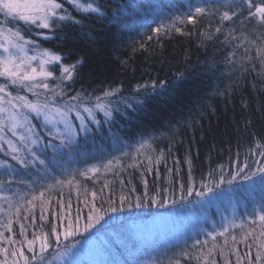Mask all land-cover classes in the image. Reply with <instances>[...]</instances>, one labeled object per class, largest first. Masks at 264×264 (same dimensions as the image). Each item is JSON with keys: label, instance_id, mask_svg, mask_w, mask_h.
Masks as SVG:
<instances>
[{"label": "trees", "instance_id": "1", "mask_svg": "<svg viewBox=\"0 0 264 264\" xmlns=\"http://www.w3.org/2000/svg\"><path fill=\"white\" fill-rule=\"evenodd\" d=\"M59 2L82 24L61 22L54 31L22 21L15 22L14 26L40 49L62 56V62L50 67L54 72L49 81L55 96L53 104L89 106L105 101L111 116L98 110L97 120L90 121L86 131L77 128L71 151L61 149L54 159L51 148L47 149L42 158L49 161L50 173L38 164L25 168L0 151V161L14 166L7 170L0 166V194L3 195L0 247L9 250L7 256L1 253L2 260L7 259L9 264L15 259L20 264L23 256L13 257L10 253L21 247L25 255L33 256L20 234L21 224L28 239L49 231L51 223L59 225L58 230L62 232L65 222L58 214L67 212V201L71 199L74 217L78 194L79 206L87 213L85 189L89 199L92 191L97 192L95 204L105 210L109 208V200L112 206L119 207L120 196L124 195V208L114 213L106 211L104 220L88 232L83 231L86 221L81 219L80 233L69 237L70 241L96 235L115 220L129 216L147 219L155 209L162 207L154 200H163L164 204L182 200L188 196L190 186L191 194H196L204 187L203 182V185L213 184L215 197L198 210L197 226L192 234L176 240L157 236L143 241L114 239L109 251L77 264H177V261L203 264L202 259H197L203 256H208L209 264L212 261L237 264V254L242 257L241 264H247L249 259L255 264L257 245L251 235L247 241H242V236L253 227L256 235L260 231L259 221L255 226L251 224L254 212L264 206V191L259 183L248 187L249 191L245 185L240 189L243 201L236 218L238 223L229 227L225 236H216L213 240L208 233L223 231V210L224 215L228 212L229 204L226 205L227 199L221 193V186L225 184L220 183L221 174L223 180H228L245 159L249 169L256 163L258 167L264 166V158L258 155L261 149L255 147L257 141L264 143V56L260 52L264 50V25L248 17L245 0H95L103 16L81 13L73 8L70 0ZM195 7L207 9L196 18L195 24L176 22L180 32L167 27L174 17L194 13ZM224 11H236L237 15L232 20L221 21ZM162 25L165 27L160 33L152 31ZM217 27L221 28L220 33L215 31ZM207 34H211L212 39H207ZM28 47L34 49L33 45ZM78 60L83 63L78 65L73 78L61 82V67ZM153 84L157 85L155 90ZM113 91L115 95L105 96L106 92ZM77 94L79 100L70 99ZM34 124L43 137L41 143L52 139L48 135L51 127H45L37 117ZM53 143L59 141L53 140ZM248 149L254 151L250 153ZM160 150L164 151V159L159 165L153 164L150 172L146 171V157L155 158ZM188 158L192 162L190 174ZM109 161L112 164L106 168ZM93 167L100 170L89 171ZM85 171L88 176L80 175ZM69 173L75 175L71 186L55 185L52 191H45L44 199H50L51 204L44 213L48 219L42 221L40 200L27 202L48 185L55 184V179H72ZM143 179L148 181L147 196ZM105 184L108 186L104 187ZM133 187L135 191H131ZM137 197H141L143 207H135ZM58 200L65 203L64 209L59 207ZM129 204L133 207L129 208ZM9 221L11 231L7 227ZM233 235L235 242L231 239ZM225 237H228L227 246ZM5 238L15 243L10 244ZM49 239L53 246L44 254L46 259L57 247L53 234L50 233ZM248 245H252L251 248ZM209 249H212L211 255H208ZM185 251L187 256L182 255ZM245 253L250 255L245 257ZM38 255L39 242L35 252V256ZM260 264H264V260Z\"/></svg>", "mask_w": 264, "mask_h": 264}, {"label": "snow or ice", "instance_id": "2", "mask_svg": "<svg viewBox=\"0 0 264 264\" xmlns=\"http://www.w3.org/2000/svg\"><path fill=\"white\" fill-rule=\"evenodd\" d=\"M71 5L73 8L81 13H97L100 16H103L104 13L101 11V8L99 6L95 5V0H92V2H81V0H70ZM245 3L247 5V12L248 17L255 18L258 22H260L262 25H264V0H259L258 3L254 2V0H245ZM207 9L205 7H195L194 13L189 12L182 16H176L173 18V22L171 25H168L169 28H174L175 31L180 32L181 29L176 27V22H179L180 24H184L185 22L195 24L196 18L198 16H202L205 14ZM243 9H241V12ZM0 14H2L5 18L4 23L8 24L11 23V21H22L26 25H35L38 28L41 29H51L55 30L56 28L61 26V22H71L74 24H82V21L79 19H76L71 15V13L67 12L64 8V4L59 2V0H0ZM236 11H224L223 14L220 16L221 21H228L232 20L233 16H236ZM162 27H165L162 25L161 27H157L155 29H152L154 33H160ZM217 33L221 32V28L217 27L215 29ZM167 34V33H166ZM205 35V34H201ZM149 39L152 37L149 36ZM207 39H212L211 34L206 35ZM227 39V37H226ZM28 45H33L35 50V55H29V48ZM0 50H2L3 54H0V77H5L12 85H18L22 88H27L29 91H33L34 88H43L48 89L49 84L45 82L48 78L53 77L54 72L52 70H49V65H56L60 62H62V56L52 52L49 49H40L38 46H36L35 41L27 40L25 39V35L22 33V31L19 28H12V27H3L0 26ZM261 55L264 56V50H260ZM33 62H36L35 66H33ZM83 60H78L76 63L71 65H63L61 67V75L59 79L61 82L64 80H71L73 78V73H75L78 70V65L82 64ZM262 63H264V60H262ZM40 78L38 83H29V82H35L37 79ZM161 88L164 87L163 84L159 85ZM153 90L156 89L157 85L153 84ZM7 85L6 84H0V93H3L6 91ZM8 96H12L11 92H7ZM109 95H115V91L110 93H105V96ZM14 100H19L22 103L17 106L13 105V108L21 107V108H27L32 113H35L36 116H43V121L45 124V127L47 125L51 124V128L48 129V135L52 137V139L48 140L47 143H41L43 140V137L37 136L36 139H31L29 136H25L24 134H19V139L21 142H24V148L27 150L28 153L31 154V159H28L27 156H21V155H13V159L17 161L20 165L24 166L25 168L28 167H36L37 164L43 167V170L46 173H50L52 169L49 167V161L45 158H42V156H46V150L51 148L54 159L56 155H59L61 152V149H68L71 151L73 148V145L75 144L76 136L78 135V132L74 130L75 125L71 122L70 119V113L76 109V105L72 103H66L63 106L55 107L53 106L51 110H49V104L44 103L41 104L38 100L36 102L30 101L25 96H15L13 97ZM71 100H79L80 96L77 94L75 97H71ZM3 100V97L0 96V101ZM99 100V98H97ZM139 103V101H138ZM96 107H100L99 104L96 105ZM107 108V106H105ZM131 107V105H129ZM5 111V109L0 108V114H2ZM84 111L87 112L89 115L92 114L93 109L85 107ZM54 113V114H53ZM22 115L23 121L27 122L30 117L27 114H21V113H10L7 117V120L10 122L9 124H5V120L2 116H0V133L4 132L5 127H9L13 135H18L17 128L22 126V123L19 119H17V116ZM79 112H77V116H79ZM106 116H111V112L106 110L105 111ZM81 119H83L81 117ZM62 124L63 128L59 127L58 125ZM81 128H84L86 131L85 124L82 123L80 125ZM27 132L32 133L33 129L32 127L27 128ZM3 137L0 136V139ZM53 140L59 141V143H53ZM29 144L31 147H29ZM9 148H11L12 153H19L21 152V149L16 147L12 141L8 142ZM3 145L0 144V148H2ZM144 147V144H141V148ZM256 148L261 149L259 151L258 155L262 158H264V143H261L259 141L256 142L255 145ZM254 149H248V152H253ZM124 155H127L125 153ZM148 164L145 168L146 171L150 172L152 170V165H159L160 162L164 159V151L160 150L159 154L153 158L151 156L146 157ZM179 163V161H177ZM187 163L189 165V174L191 173V159H187ZM112 164V161L108 162V165H105V167H110ZM0 166H3L5 170L14 168L13 165H11L8 161H0ZM221 169L223 166H220ZM249 168L247 159L244 160L242 167L238 168L237 172L234 176H232L227 183L231 185L233 183V180H235L236 176H240L241 172L244 171V169ZM39 171L40 169L37 168ZM100 169L97 167L91 168L89 171L95 173L98 172ZM168 172L171 173L172 169H168ZM70 176H72V179L69 180H60L55 179V184L48 185L44 191H40L39 195H33L32 200H29L27 203L32 204L35 200H40V219L47 220L48 217L45 216V212L48 209V206L51 204V200H45L44 194L45 191H52L55 185H64L68 184L71 186L73 184V181L75 180V175L72 173H69ZM80 175L82 176H88V171L81 172ZM211 176L212 173H209ZM141 176L143 178V173H141ZM253 178H258V180H255ZM244 181H251L253 185L259 183L261 190L264 191V166L257 167L254 171L249 170L247 173H245L242 177ZM143 183L145 186L144 195L147 196V185L148 181L147 179H143ZM220 183H224L223 180V174H221ZM108 185L105 184L104 187H107ZM202 186L203 182H202ZM77 187H79V183L77 182ZM180 189L183 192L184 191V185H180ZM100 191H103V188L100 189ZM131 191H135V188L133 187ZM209 192L212 191L211 188L208 189ZM192 187L190 186L187 190L188 195H191ZM197 195H204V193H197ZM97 197V192L92 191L91 192V199L88 198V190L85 189V199H84V207L88 209L87 213H84L83 208L79 206V194L77 195L76 200V208H75V216L72 215V200L69 199L67 201V212H61L59 213V219L65 222V226L63 228V231H59V225L56 223H51L49 226V231H42L40 234H34L32 239H28L27 235L25 234V228L24 225L21 224V232L20 234L24 236V243L28 246V252L33 253V256L30 258L29 256L25 255L23 247L18 249L17 251H13L10 254L13 257L17 256H23L24 258V264H31L32 259H37L35 256L36 252V246L37 242H39V261L40 264H46V257L45 253L49 248L53 246L52 242H50L49 235L50 233L54 235L55 237V244L57 247H59V243L61 240V236H63V239L66 241L69 239V237H75L76 235H79L80 233V221L81 219L85 220L86 222L83 224V231L88 232L90 229L95 228L97 224H99L102 220L105 218L106 211L107 212H118L123 210L124 208V201L126 197L124 195L120 196L119 200V207L112 206V202L109 200L107 201L109 203V208L107 210L103 209V207H97L95 204V199ZM183 198V197H182ZM101 202H104V197H100ZM159 202L160 205L163 207L164 202L163 200L155 201ZM57 204L61 209L65 208V203L62 200H58ZM173 204H175V201H173ZM144 205L141 203V197L136 198L135 207H143ZM35 207V205H33ZM129 208H132L133 205L129 204ZM31 211V209H29ZM54 215H57L56 213H53ZM254 218L251 219L252 225H257V221H259V227L260 231L259 234L256 235V228L253 227L249 229L248 232L244 233L242 236V241H247L248 237L251 235L253 237V240L255 241L257 245V251L255 254V264H260V261L264 260V206L260 208L258 212H254L253 214ZM11 222L9 221L8 230L11 231L10 227ZM43 228V225L40 226ZM228 228L225 227L223 231H217L215 234L208 233L209 236L212 237L213 240L216 239V236H225V233L228 232ZM0 237H3V233H0ZM8 239V242L15 243L11 238H5ZM232 241H236V237L233 235L231 237ZM197 244H200V241H196ZM204 243H207L205 241ZM228 244V237H225L224 239V245L227 246ZM74 246V245H73ZM252 245H248L249 248H251ZM215 247V245H214ZM233 250L235 249V243H233ZM212 249H209L208 255H211ZM221 252L223 253V249H221ZM0 253H4L5 256L9 254V250L4 247H0ZM61 258L63 256L68 255L67 252L59 253ZM182 255L187 256L188 252H183ZM250 255V253H245V257ZM197 259H202L203 264H209L208 256L203 257H197ZM227 260V257H225ZM242 257L237 254L236 261L237 264H241ZM0 264H8L7 259L0 260ZM12 264H19L18 260H13ZM75 264V262H73ZM177 264H179V261H177ZM211 264H215V261H212ZM247 264H254L252 260H248Z\"/></svg>", "mask_w": 264, "mask_h": 264}, {"label": "rangeland", "instance_id": "3", "mask_svg": "<svg viewBox=\"0 0 264 264\" xmlns=\"http://www.w3.org/2000/svg\"><path fill=\"white\" fill-rule=\"evenodd\" d=\"M4 20V16L0 14V26L6 28H16L14 25L17 21H11V23L5 24ZM29 49V55L36 54L34 49ZM0 54H3L2 50H0ZM35 64L36 62H33V66H35ZM48 67L49 70H51V65H49ZM51 79L52 77L48 78L45 82L49 84V81ZM39 80L40 78H38L35 82L29 83H38ZM0 84L7 85L6 91L0 93V96L3 97V100L0 101V108L5 109V111L0 114V116L4 118L5 124L10 123L7 120V117L10 113L27 114L30 117L27 122H24L22 115L17 116V119H19L22 123V126L17 128L18 135H13L10 128L5 127L4 132L0 133V136L3 137L2 139H0V144L3 145V147L0 148V151L4 153L5 156L8 155L9 157H13V155H21L27 156L28 159H31V154L28 153L27 150L24 148V142H21L19 139V134L29 136L31 139H36L37 136L40 137L39 132L34 124V118L37 117L43 121V116L41 115L38 117L35 113H32L27 108H13V105L19 106L22 103L19 100H14L13 97L17 95L25 96L28 100L33 102H36L38 100L41 104L48 103L49 110H51L53 106L59 107L53 104V102L55 101L54 93L51 90L50 86L48 89L34 88L33 91H29L27 88H22L18 85H12L5 77H0ZM7 92H11L12 96H8ZM97 104H99L100 107H96ZM105 106H108L105 101H99L89 106L83 104L77 106L76 109L70 113L71 122L75 125L74 130L78 131L77 128H79L82 123H84L86 127L90 121H96L98 116V110L102 113H105V111L109 109ZM85 107L93 109L91 115L84 111ZM77 112H79V116H77ZM81 117L83 119H81ZM48 126L51 127V124H49ZM58 126L61 127V129L63 128L62 124ZM28 127H32V133L27 132ZM9 141H12V143L16 147L20 148L21 152L12 153L11 148H9L8 145ZM29 147H31L30 144ZM256 167H258L257 163L256 166L253 167V169H244V171L241 172L240 176H236L235 180H233V183L231 185H229L227 181L235 175L237 170H235V172L228 178V180H224L225 184L224 186H221V193L223 194L224 199H227L226 205L229 204V206L228 212L225 215L223 210V228H229L235 226L236 223H238V220H236V218L240 209L239 206L242 205L243 201L240 196V189H244V185L247 186V191H249L248 187H254L251 181H244L242 177L249 170L254 171ZM212 185V183L206 184V187L204 186L201 190L197 192L204 193V195L202 196L197 195L196 193L188 195L182 200L175 201V204H173V201L165 203L163 207L155 209L147 219H136V217L134 216H129L123 219L113 221L109 227L101 229L98 234L86 237L84 239H78L75 241H65L62 238L61 245L59 247H56L52 255L48 259H46V264H73V262L77 264L83 262L85 259L91 260L95 258L98 253L103 252L105 250L109 251L110 248L113 246L114 239L121 242L129 240L130 238H137L143 241V239L145 238L149 239L150 237L153 238L154 236H157L159 238H166L168 240L185 238L186 235L192 234L196 229V219L198 218V210L201 209L203 206L208 205L210 201L214 200L215 195L212 189ZM209 188L212 189L211 192L208 191ZM2 197L3 195L0 194V199ZM1 212L2 210L0 207V215ZM157 231L159 232V234H156ZM64 252H67L68 255H65L63 256V258H61L58 254ZM3 255L4 253H2V256ZM39 255L36 256L37 259H32L31 263L37 262L38 264H40V261L38 259ZM0 260H2L1 253ZM9 264L12 263L10 262ZM20 264H24V260L21 261Z\"/></svg>", "mask_w": 264, "mask_h": 264}]
</instances>
